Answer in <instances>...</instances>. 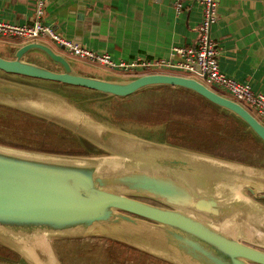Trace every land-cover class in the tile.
<instances>
[{"label": "water", "instance_id": "1", "mask_svg": "<svg viewBox=\"0 0 264 264\" xmlns=\"http://www.w3.org/2000/svg\"><path fill=\"white\" fill-rule=\"evenodd\" d=\"M62 48V47H61ZM0 71L124 97L155 86L189 90L232 114L264 144V124L194 78H100L39 41L10 43ZM39 51L49 70L24 58ZM0 104L65 128L106 155L0 146V241L28 264H61L49 238L104 236L171 264H264V169L185 150L96 120L57 93L0 77ZM256 193H259L257 195Z\"/></svg>", "mask_w": 264, "mask_h": 264}, {"label": "crops", "instance_id": "2", "mask_svg": "<svg viewBox=\"0 0 264 264\" xmlns=\"http://www.w3.org/2000/svg\"><path fill=\"white\" fill-rule=\"evenodd\" d=\"M215 2L209 35L218 70L264 94V0ZM34 17V0H0V20L30 25ZM199 20L198 3H183L176 11L172 0H45L41 16L56 35L113 61L135 56L176 61L171 48L194 46Z\"/></svg>", "mask_w": 264, "mask_h": 264}, {"label": "rangeland", "instance_id": "3", "mask_svg": "<svg viewBox=\"0 0 264 264\" xmlns=\"http://www.w3.org/2000/svg\"><path fill=\"white\" fill-rule=\"evenodd\" d=\"M43 38H47L49 40L48 46L50 45L52 49L59 51L61 55L66 60H68L72 67L79 73L90 76H99L102 78H120L121 76L125 75V73L120 70L109 68L94 61L73 55L64 48H61L60 50L57 49L58 45L49 36L39 35L32 38L31 40H40ZM12 41L19 42L23 41V39L0 36V56L9 57L11 55L10 43ZM24 58L49 70H59L57 64L47 59V57L39 51H29L25 54ZM161 71L179 75H188L184 71L173 69ZM0 77L14 82L56 92L73 101L77 107L90 113L97 120L103 119V122H108L115 128L129 132L133 135L156 142H163L185 150L195 151L212 157L264 169V146L259 140H256L257 138H255L251 132L249 133L246 131L248 129L244 128L241 124H239L238 127L240 126V130L242 132L244 131L245 137L240 138L241 143L238 144L218 143L215 142L216 137L214 134H212V132H209L208 136L204 134L202 129L199 128L200 126L197 125L196 121L193 120V115L196 113V102L198 97L188 91L173 86H155L139 90L124 97L114 98L115 96H113L112 98V96H110V98L107 97L106 99L102 100L98 95L93 93V90L85 88H79L77 91L74 86L59 84L57 82L48 80L30 78L22 75L5 73L2 71H0ZM204 84L216 93L240 103L258 121L264 124V119L260 117L247 103L242 100L235 99L228 92L212 84H207L205 82ZM94 98L96 99L94 100ZM214 123L215 122L212 123V126ZM31 125L32 124L30 122H25L24 120L15 122H10V120H0V127L3 126L4 131V133L0 135V146L34 151L38 153L59 155H106V152L104 153L102 150L88 142L87 143L89 145L84 142L80 143L78 141H74L73 137H68L66 140H55L53 138L46 137L38 140L34 137L23 138L22 135H17V133H25L28 129H34ZM30 134H33V132ZM247 138L252 139L256 146L249 144V142H247ZM15 144H19V146ZM29 146L39 148H31ZM41 146L56 149H46ZM241 193L245 196L243 191H241ZM257 203L263 206V204L259 202ZM49 240L52 247L54 246L61 264H106L112 260L111 255L113 253V248L103 251L98 250V248L94 246L93 249L95 250H90L88 254L94 255L97 253V257L91 258L92 261H90L89 258H86L83 259L85 261H81V263H74L70 258H68V253L61 248L62 244L55 241L56 239L52 237H50ZM69 246L71 245L66 243L63 244L64 248ZM68 250L69 252H75V247H69ZM0 254V264H28L25 259L16 254L8 244L1 241ZM146 254L152 256V258H146L144 260L143 257H133L129 254L126 256V258H123L125 261L128 260L132 264H171L149 253ZM78 256L79 255L76 257L79 258Z\"/></svg>", "mask_w": 264, "mask_h": 264}, {"label": "built area", "instance_id": "4", "mask_svg": "<svg viewBox=\"0 0 264 264\" xmlns=\"http://www.w3.org/2000/svg\"><path fill=\"white\" fill-rule=\"evenodd\" d=\"M172 2L176 11L180 10L183 3L196 2L200 5V20L196 25V43L192 47H172V53L178 57L176 61L139 56L128 60L113 61L106 53H95L81 47L72 40L56 35L51 27L42 23L41 16L45 0H34L35 17L30 25H19L0 20V36L23 39L20 42L37 41L31 39L39 35L49 36L57 45L73 55L124 72L125 75L121 77L131 78L148 73H168L161 70L169 69L184 71L188 74L187 77L194 78L202 84L204 82L212 84L228 92L235 99L244 101L264 119V94L252 92L247 84L238 83L225 76L217 68L216 49L209 35L210 25L215 18V0H172Z\"/></svg>", "mask_w": 264, "mask_h": 264}, {"label": "trees", "instance_id": "5", "mask_svg": "<svg viewBox=\"0 0 264 264\" xmlns=\"http://www.w3.org/2000/svg\"><path fill=\"white\" fill-rule=\"evenodd\" d=\"M174 87V86H173ZM77 91L80 87L76 88L74 87ZM179 88V87H176ZM84 89V88H82ZM185 91H188L195 96H197V102H196V113L193 115V120L196 121L197 125H199L204 132L206 136H208L209 132H212L214 134L215 142L218 143H224V144H238L240 142V138L245 137L244 131L242 132L240 130V126L238 127L239 124H241L244 128H246L245 124L238 120L236 117H234L232 114H229L222 110L221 108L211 104L201 96L183 89L179 88ZM50 91V90H49ZM76 91V92H77ZM53 92V91H52ZM56 93V92H54ZM95 95H98L102 100L106 99L107 97L110 98V96H103L95 91H93ZM58 94V93H57ZM60 95V94H59ZM62 96V95H60ZM64 97V96H62ZM67 102L73 104L76 108L82 110L81 108L77 107L76 104L73 103V101L67 99L64 97ZM113 98V96H112ZM117 98V97H114ZM96 98H94L95 100ZM99 103V102H97ZM84 111V110H82ZM86 112V111H85ZM88 113V112H86ZM92 118L96 119L93 117L90 113H88ZM101 118V117H97ZM0 120H10V122H15L19 120H24L25 122H30L32 127L34 129H28L25 133H17V135H22L23 138H28V137H34L37 138L38 140L41 138H53V139H63L66 140L68 137H73L74 141H78L80 143L84 142L87 145V141H85L83 138L77 136L76 134H73L69 132L68 130L64 128H60L50 122L45 121L42 118L33 116L31 114L4 106L0 105ZM97 120V119H96ZM166 120V119H162ZM214 125L212 126V123ZM168 128V127H167ZM247 129V128H246ZM250 133L249 130H246ZM33 132V134H30ZM63 132V133H62ZM165 132V129H164ZM4 133L3 131V126L0 127V135ZM252 134V133H251ZM256 138V137H255ZM258 141V139H256ZM21 141V140H20ZM260 141V140H259ZM247 142L251 144L252 146H256L255 142L252 139L247 138ZM262 144V143H261ZM18 145L19 144H15ZM26 145V144H24ZM264 146V144H262ZM22 147V146H21ZM31 148H39V147H32ZM46 149H56V148H51V147H45L41 146ZM43 150V149H41ZM58 243L62 244L61 248L68 253V258L72 260L74 263H81V261H85L83 259L89 258L90 261H92L91 258L97 257V253L94 255H89L88 252L90 250H95L93 249L94 246L98 248V250H109V248H113L112 251V260L109 263L106 264H132L128 260H124L126 256L129 254L133 257H143L145 260L146 258H152V256L141 252L133 247H130L122 242L115 241L113 239L103 237V236H85V237H80V238H67V239H56ZM69 244L71 246L69 247H75V252H69L68 248L69 247H63V244ZM55 254L57 253L54 246H53ZM115 252V253H114ZM106 254V253H105ZM79 255L77 258L76 256ZM1 256V254H0ZM57 256V254H56ZM124 257V258H123ZM58 258V256H57ZM157 259V258H156ZM59 260V259H58ZM60 261V260H59ZM124 261V262H122ZM61 263V262H60ZM98 264V263H95Z\"/></svg>", "mask_w": 264, "mask_h": 264}, {"label": "flooded vegetation", "instance_id": "6", "mask_svg": "<svg viewBox=\"0 0 264 264\" xmlns=\"http://www.w3.org/2000/svg\"><path fill=\"white\" fill-rule=\"evenodd\" d=\"M243 193L245 194V196L250 197L251 199L263 204V206H264V198H258L257 196H253V195L249 194L247 191H244V190H243ZM256 194L259 195V193H256ZM250 246H252V247L264 252V249L262 247H259V246H256V245H250Z\"/></svg>", "mask_w": 264, "mask_h": 264}]
</instances>
